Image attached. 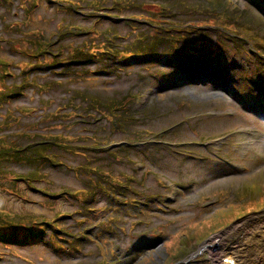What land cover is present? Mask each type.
<instances>
[{
    "label": "rangeland",
    "instance_id": "1",
    "mask_svg": "<svg viewBox=\"0 0 264 264\" xmlns=\"http://www.w3.org/2000/svg\"><path fill=\"white\" fill-rule=\"evenodd\" d=\"M69 1L0 0V264H264V0H75L107 8L96 25ZM189 23L207 78L176 88ZM104 43L115 72L98 76ZM79 46L87 70H29ZM138 48L155 56L126 61Z\"/></svg>",
    "mask_w": 264,
    "mask_h": 264
},
{
    "label": "bare ground",
    "instance_id": "2",
    "mask_svg": "<svg viewBox=\"0 0 264 264\" xmlns=\"http://www.w3.org/2000/svg\"><path fill=\"white\" fill-rule=\"evenodd\" d=\"M253 1V0H252ZM179 65H180V67H181V63L179 62ZM185 67H187V66H184V68ZM16 181H17V179H15ZM209 246H210V248L211 247H213L214 245H213V243L212 242H209ZM214 248V247H213ZM259 259V258H258ZM260 260V261H259ZM259 260H256L255 262H254V264H257V263H262V260L261 259H259ZM236 261L233 259V258H231V257H226V260H224V262H222L221 264H236L235 263Z\"/></svg>",
    "mask_w": 264,
    "mask_h": 264
},
{
    "label": "trees",
    "instance_id": "3",
    "mask_svg": "<svg viewBox=\"0 0 264 264\" xmlns=\"http://www.w3.org/2000/svg\"><path fill=\"white\" fill-rule=\"evenodd\" d=\"M215 6H218V4H215V3H213ZM113 262V261H112ZM113 264H114V262H113Z\"/></svg>",
    "mask_w": 264,
    "mask_h": 264
}]
</instances>
